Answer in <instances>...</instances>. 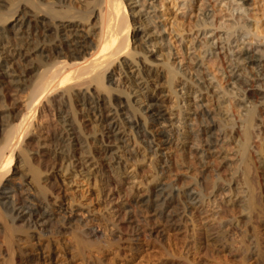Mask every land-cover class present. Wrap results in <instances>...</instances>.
Returning <instances> with one entry per match:
<instances>
[{
  "label": "rangeland",
  "instance_id": "rangeland-1",
  "mask_svg": "<svg viewBox=\"0 0 264 264\" xmlns=\"http://www.w3.org/2000/svg\"><path fill=\"white\" fill-rule=\"evenodd\" d=\"M11 1L0 0V63L3 62V59H12L18 53H25L27 42L30 37H33L29 36L26 32V23L25 19H23L25 18L24 13L27 12V7L29 6L27 1ZM31 1L35 6L42 4L43 7H46L44 8V14L52 20L54 25L65 22L66 19L64 16L72 11L75 18L68 19V21L78 26L76 28L78 30L77 35H81V38L89 46L95 45L96 34L98 32L96 27V15H98L96 13L98 8L93 3L95 0ZM124 1L128 6L127 11L132 15L131 8L129 7L130 2L128 0ZM139 1H141L140 4L145 3V8H147V0ZM183 1L178 0L175 8L170 3V0H152L149 4L153 3L152 6H158L160 2H164L167 8H169L168 13L171 15V13L177 12L182 14L179 6ZM197 1L194 0V7L188 12V18L186 16L184 19L186 39L183 42L180 41L173 31L174 27L169 20L168 14H162L161 11L159 12L157 10L158 18L156 20L159 28H161L160 32L162 36H160L162 37V45L167 49H163V51L165 50L163 53H171L172 56L169 59V66L175 71L179 70L180 73H186L192 69L189 57L191 56L190 50L192 47L191 36L194 34V31L192 33L191 25L197 20L195 10ZM258 1H248L246 8L249 9L251 16L257 19L260 18V25H263L264 0ZM91 5L95 8L90 9L92 7ZM65 10L69 11L66 12ZM80 11L82 13H90L86 17L87 19L79 18ZM56 15H59V17ZM162 15H165V17ZM53 17H55V20ZM19 20L21 23L15 26L16 21ZM130 21L132 22V44L130 50L131 52L132 50H139L141 56L137 58V61H133L128 55L130 59L125 56L116 61L112 68H110L112 70L111 73L106 72L105 74L107 76L105 78L108 79H103L104 81L102 80V83L97 86L96 94H100V99L106 101L104 103L100 101V106L102 104L100 110L106 112L104 105H107L109 110L117 107V110H120L119 112L125 113L127 111L129 114V111H131L136 116L140 128L128 129L130 127L129 125H122L121 132L123 133L120 137L124 143H115V145L123 147L119 150V154L124 155L129 167L131 165V167H135L138 170V179H146L148 182L152 181L158 172V182L160 181L169 191L168 193L171 197L170 208H165L162 216H159L155 212L154 207L151 206L146 209L138 203L140 201L138 195L146 200L149 198L151 202V199H154L153 191L149 192L147 189L154 190L155 186L148 185V187L145 186L146 189L145 187L142 188V186L140 189L137 186L133 189L134 187L129 185V180L127 181L124 177H117L119 174L112 169L108 162L105 163L108 156L101 155L102 144L100 140L103 134L105 135L107 132L105 128L103 129L104 125H99L96 122L99 112L91 111L88 114L89 122L88 118L85 117L87 112L83 116L85 112L81 111V108L78 107L79 104L77 102L79 99H77L76 102L75 100H71L72 104H68V106H72L74 110V114L72 115L77 119L78 126H81L79 128L82 130V136H84L82 139H86L85 141L88 147L98 158L97 161H101L99 164H102L100 166L102 169L98 178H102L99 180L97 178L101 183L92 181V185L89 184V188H87L86 183H81L80 188L73 189V192L69 191L65 200H72L70 201L71 203L75 200V203L72 205L74 210L72 209L73 211L68 214L70 217L60 211L58 205L65 194L63 193V189H61V185L55 181L56 167L58 165L54 169L55 163L53 161L54 159H52V154L54 148L57 146L55 137L63 129L60 122L61 117L69 115L70 111H67V107L66 112L64 108H61V110L54 109L47 102H42L36 109V117L33 122L35 125L33 124L34 127L32 125L27 133L29 135L33 134V138H27L26 136L22 139L21 144L25 143L26 146H24L31 155L32 165L42 172V175H48L46 177L43 176L44 180H42V183H44V187L49 194L46 193L41 198V200H44L37 205L33 202L32 196L33 193L37 194L36 189L33 187L29 189L30 187L27 185V182L20 178L19 175L11 176L7 180H3L2 185L0 184V204L2 209L11 217L9 219L12 222L15 220L14 223L18 225L17 227L26 228V230L29 229L31 232L35 231L36 226L25 215L31 210L36 211L40 207L41 212L50 219L49 221L43 220L39 223V229L46 236L44 240L51 239L52 241H50L55 242V245L59 242L58 247H62L60 249L63 251L61 252L59 249L58 252L61 255L66 254L62 256V259H59V264H245V262L246 264H264V214L260 216L261 214L254 207L251 208V205H248L251 203V199L249 198L252 197L249 191L251 187L246 182L243 173L244 166L242 161H240L241 156L239 147L237 146V140L240 139L239 134H231V130L229 131L228 129L229 141L227 143L221 141L222 138L218 136L220 134L218 133L220 126L216 124L218 123L217 120L212 118L215 113L213 100L207 94L202 95V101L200 102L204 106L203 114L205 115L200 113L201 111L199 109L197 110L196 107H189L188 118L184 120L187 124L180 133V138L185 140L184 144L178 143L176 137H168L169 135L164 133L165 128L163 129L155 121L161 117L166 124V129L171 130L175 128L173 124L178 119L177 106L180 100L176 98V95L171 93L169 84H167L168 75H166L167 73L163 67V63H165L163 56L160 58L158 54L151 58L148 54L149 57L147 56L148 58L146 60L141 58L143 52L146 53L149 48L144 40V25L132 16ZM6 28L10 29V31L4 33L5 36L3 37L1 36V32ZM37 30L38 33L34 35L36 44L38 42L39 45L42 43V45L46 46L57 42L55 35L45 38L42 31ZM26 36L29 37L28 40ZM248 42L250 41L247 40ZM253 43L256 44L255 41ZM14 61L12 68L16 72V76L23 83L17 89L9 86H5L2 89V92H0V117L4 111L7 113L11 112L10 115L17 116L19 110L23 107L22 100L24 101L25 97L31 93L32 86L36 80L35 74L37 71L32 69V58L25 60L15 58ZM28 61H32L31 64ZM118 78L121 87L113 84L114 80ZM109 80L110 82H108ZM180 81H183V78L179 77L176 80L178 83L174 84V87L177 86L176 90L178 91L180 90V87H178L181 84ZM118 89L120 91L122 89V91L120 92ZM88 92L90 93H86L84 96L87 98L93 96L91 91ZM79 97L82 99L83 96ZM108 109L107 112L109 111ZM11 117L14 118L15 116ZM213 119L216 121L214 122ZM207 123H215L218 129L217 127L210 130L205 129ZM94 125L96 127H93ZM138 132L144 133L147 136L148 144H141L140 138H135V134ZM252 140L260 150L259 153H261L260 156L263 164L261 165L262 167L260 165V167H255L252 171L255 174L251 172L253 178H250L252 179L253 186L260 187L261 185L262 189L260 187V190L263 192L260 191V194L263 196L264 204V128L261 137L257 138L254 136ZM170 141L172 143H169ZM210 142H212V146L209 144ZM45 145L46 149H43ZM127 151L128 154L125 155ZM153 152L157 155L154 156ZM140 154L147 156V159L142 160L143 156ZM135 157L138 161H136ZM151 161L152 164H150ZM256 173L260 178L259 182L262 181L260 185L257 184V179H255ZM128 191H131V193ZM125 195H128V197L131 195L130 197L132 199L127 196L125 197ZM44 197L47 198L45 199ZM54 198L58 199L54 200ZM230 199L232 200L229 203ZM22 212L23 215H21ZM173 212L179 213L178 216L180 215L177 220V228L171 227L167 222L169 215L174 214ZM249 212L251 214L250 216ZM12 217L16 218L14 219ZM248 217H251V219L248 220ZM140 223L147 224L153 228L155 234L150 238L144 236L138 239L136 238V241L132 243V248L127 247V243L122 240L119 241L118 238L112 240L113 234L115 235L116 233L123 239L129 238L135 231L136 226L139 228V225H142ZM90 229L98 230L100 233L98 237L100 238H91L92 243L97 242V247L92 246L91 249L93 251L91 249L87 251V259L84 261L82 254L78 252V248L76 247L75 249V245L77 246L75 243L77 242H75L74 238H76V235L85 236V231L87 233ZM76 232L81 233V235ZM73 251L74 253H72ZM257 251L260 252L257 254L259 256L256 255ZM79 254L80 256H78Z\"/></svg>",
  "mask_w": 264,
  "mask_h": 264
},
{
  "label": "bare ground",
  "instance_id": "bare-ground-1",
  "mask_svg": "<svg viewBox=\"0 0 264 264\" xmlns=\"http://www.w3.org/2000/svg\"><path fill=\"white\" fill-rule=\"evenodd\" d=\"M26 1L29 6L27 7V12L24 13L25 18L22 16L21 18L25 19L26 32L29 36L33 37L29 38L26 36L27 40L28 38L29 40L26 45L27 47L25 49V53H18L16 56H13L12 59H3V62L0 63V92H2V89L5 88V86L17 89L23 83L21 82V79L16 76L17 74L12 68L15 58L24 60L32 58L33 62H28L30 64L31 62L33 63L32 69L37 71V73L35 74L36 80H33L35 83L32 86V91L25 97L24 101L22 100L23 107L22 109L20 108L21 110H19L17 116L10 115L11 112L7 113L4 111L5 113H1L0 184L3 180H7L8 177L19 175L20 178L27 182V185L30 187L29 189H32V187L36 189L37 194L33 193L32 195L33 202L38 205L44 200H41V198L46 195V193L49 194L47 189L44 187V183H42L44 175H42L43 173L32 165L31 155L29 154L28 149H26L25 143L21 144V141L26 136L27 138H33V134L29 135L27 133L34 124L33 122L36 117V109L42 102H47L49 105H52V108L54 109L61 110V108H64L65 112L67 107V111L70 112L69 115L61 117L60 122L63 129L55 137L57 148H54L52 159H54L53 161L55 163L54 169L56 165H58V167H56L55 181L61 185V189H63V193L65 194L63 196L64 198H61L60 204H57L58 208L62 211V213H65V215L70 214V212L74 210L72 205L75 203V200L73 203L70 202L72 200H65L69 191H72L75 188H80L79 186L81 183H86V186H88L87 188H89V184L92 185V181L97 183L99 182L98 180L102 178H98L102 169L100 168L102 164H99L101 161H97L98 158L88 147V144L85 141L86 139H82L84 136H82V130L79 128L81 126H78L77 119L72 115L74 114L72 106H68V104H72L71 100H75L76 102V100L79 99L77 102L79 104L78 107L81 108V111L85 112L84 114L81 112L83 116L87 112V115H85L86 118H88V114L91 113V111L99 112L96 122L99 125H104L103 129L105 128V131L107 132L105 135L103 134L100 140V143L102 144L101 155L108 156V159L105 157V163L108 162L112 169L119 174L117 177H124L127 181L129 180V185L134 187L133 189L137 186L139 188L141 186L142 188L145 186L148 187V185L155 186L154 190L150 188L147 189L149 192L153 191L152 194L154 199H151L150 202L149 198L146 200L138 195V199H140L138 203L143 205L146 209L151 206L154 207L155 212H157V215L159 216H162L165 208H170L171 197L169 196L168 189H166L160 181L158 182V172H155L156 175L154 176L155 178L153 177L154 179L152 178V181L148 182L145 179L147 181L146 182L141 178L138 179V170L135 167H131V165L129 167L127 159L124 155L119 154V150L123 147L115 145V143H124L120 137L123 133L121 132L122 125H129L130 127H128V129L140 128V125L136 120V116L131 111H129V114L127 111L125 113L119 112L120 110H117V107L109 110L107 105H104L106 112L104 110H100V107H102V104L100 106V101H103L104 103L105 100H101L100 94H96V89H98L97 86L102 83L103 79H108L105 78L107 77L105 74L106 72L111 73L112 70L110 68H112L116 61L127 55L132 58L133 61H137V58L141 56V52H139V50H132V52L130 50L132 44V22L130 21V18L132 16L144 25V32H142L144 40L147 43L146 45L149 47L146 53L143 52L141 58L146 60L149 55L151 58L157 56L158 54L160 55V58L163 56V59L165 60L163 67L167 73L166 75H168L167 84H169L168 86L171 93L176 95V98L180 100L177 106L178 119L177 122L173 124L175 128L171 130L166 129V124L161 117L155 121L156 124L160 125L163 129L165 128L164 133H167L169 135L168 137H176L178 143L184 144L185 140L180 138V133L187 124L184 120H187L188 118L187 116L190 110L189 107L194 106L197 110L199 109V111H201L200 113L203 114L204 106L200 104L202 101L201 97L203 94L210 95L215 107L214 117L212 118L217 120L218 123L216 124H219L218 126H220V129H218L215 123H207L205 129L210 130L217 127L219 131L218 133H220L218 136L222 138L221 141L223 143H227V141H229L230 136H228V129L229 131L231 130V134H239L240 139L237 140V146L239 147V153L241 156L240 161H242L244 166L243 173L246 182L251 187V189L249 188V191L251 192L250 196L252 197H249L251 199V203L248 205H251V208L254 207L255 210L261 214L260 216L264 214L263 196L260 194V191H262L260 190V182L262 181L259 182L260 178L256 173V178H254L257 179V184H259L260 187H255L252 185V179L250 178H253V176H251V172L255 169V167H260L263 164L260 156L261 153H259L260 150L252 142V139L254 136L257 138L261 137V133L264 128V24L260 25V18L257 19L256 17L254 18L251 16L249 9L246 8L248 1L253 0L197 1L195 9L197 13V20L191 25L192 33L194 31V34L191 36V56L189 57L188 55L192 69L186 73L184 71V73H180L179 70L178 73V71H175L171 66H169V59L172 55L170 52L163 53L165 52L163 49L166 48L162 45V35L160 32L161 28H159L156 19L158 18L157 10L159 12L161 11L162 14L167 13L170 18L169 20L173 24V31L176 33L180 41L183 42L186 39L184 19L188 12L194 7V0H184L179 6V10H182V14L177 12L171 13V15L168 13L169 8H167L164 2H160L158 6H152L153 3L149 4L152 0H147L148 5L147 8H145V3L140 4L141 1L139 0H128L130 2L129 7L132 12V15H130L127 11V3L124 0H95L93 3H95V7L98 8V11L96 10V14H98L96 15V27L98 32L96 34V42L94 46H89L88 43L81 38V35L78 36V30H76L78 26L73 22L68 21V19L75 18L72 11L68 12L66 16L63 15L66 19L65 22L60 20L62 23L54 25L52 20L44 14V8L46 7H43L42 4L35 6L31 0ZM177 1L178 0H170V3L174 8L178 4H176ZM93 5H91L92 7L90 9L94 7ZM54 12L56 13V11ZM80 12L79 18L81 19H85L88 14H90L85 11V13H82V11ZM77 13L79 12L77 11ZM53 15L55 14L53 13ZM57 17H59V15ZM163 17H165V15ZM21 18L20 20H22ZM53 19L55 20V17H53ZM20 20L16 21L15 26L21 23ZM22 21L24 22V20ZM37 29L42 31L45 38L55 35L57 42L46 46L42 45V43L39 45L38 42L36 44L34 35L35 33H38ZM9 31L10 29H3L1 36L4 37V33ZM247 40L250 42L247 43ZM254 41L256 44L253 43ZM42 55H44V57H42ZM128 56L126 58H129ZM179 77L183 78V81H180L181 84L178 86L180 87V90L178 91L176 90L177 86L174 87V84L178 83L176 80ZM108 82H110V80ZM113 84L117 87H121L119 78L114 80ZM110 90L112 91V89ZM88 91H91V94H93L90 98L84 96L86 93H90ZM79 96H83L82 99ZM106 106L109 110L108 112ZM122 109L124 110V108ZM11 116L15 117L12 118ZM216 120H214V122ZM88 121L90 122L89 118ZM93 127L96 126L94 125ZM30 131L32 132V130ZM135 138H140L141 144L149 143L147 136L144 133H136ZM94 140L96 141V139ZM169 143L172 142L170 141ZM209 144L211 146L213 145L212 142ZM39 147L41 148L40 145ZM43 149H46V145ZM126 154H128V151L125 152V155ZM153 155L156 156L157 154H154L153 152ZM146 157L147 156H143L142 160L147 159ZM136 161H138L137 158ZM152 161L150 164H152ZM59 167L60 169H58ZM154 170L156 169L154 168ZM99 183H101V181ZM160 187L161 189H159ZM128 192L131 193V191ZM50 194L52 195V193ZM126 196L128 197V195H125V197ZM130 196L131 195H129V197ZM55 199L58 198H54V200ZM231 200L232 199H230L229 203ZM173 213L174 214L169 215L167 222L171 227H176L178 225L177 220L180 215L178 216L179 213ZM21 215H23V212ZM250 215L251 214L249 212V216ZM26 216L29 221L36 226L35 231L30 232L29 229L26 230V228L23 229L21 227H17L18 225H15L14 223L15 220L12 222L11 219H9L11 217L6 214L0 204L1 264H59V259H62V256L64 255H61L58 252L60 248L62 249V247H58L60 243L57 242V245H55L56 243L54 242V244L51 242V239V241L47 239L44 240L46 236L42 230L39 229V223L43 220L49 221V217L45 216L44 213L41 212L40 207L37 208L36 211L31 210L27 215H25V217ZM68 216L70 217V215ZM12 218L15 219L16 217ZM250 219L251 217H248V220ZM139 222L141 221L139 220ZM140 224L142 225H139V228L136 226L135 231L129 238L123 239L116 233L115 235L113 234L112 240H116L118 238L119 241H125L127 243V247L132 248V243L136 241V238L138 239L142 236L150 238L155 234V230L153 228L144 223ZM76 233L78 234L79 232ZM79 234L81 235V233ZM84 235L85 236L76 235V238L74 239L75 242H77L75 243L77 246L75 244L74 245L75 249L77 247L78 252L82 254L83 260L86 261L87 251L91 249L92 246L97 247V242H93L95 243V245H93L91 238L100 236V233L96 229H90L87 233L85 231ZM61 249L60 251L62 252L63 250ZM258 252L259 251H257L256 255ZM72 253H74V251ZM78 256H80V254Z\"/></svg>",
  "mask_w": 264,
  "mask_h": 264
}]
</instances>
